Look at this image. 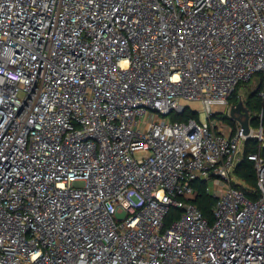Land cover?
Returning <instances> with one entry per match:
<instances>
[{
  "label": "built area",
  "instance_id": "2783aa9c",
  "mask_svg": "<svg viewBox=\"0 0 264 264\" xmlns=\"http://www.w3.org/2000/svg\"><path fill=\"white\" fill-rule=\"evenodd\" d=\"M260 77L264 0H0V264H264V128L223 120Z\"/></svg>",
  "mask_w": 264,
  "mask_h": 264
},
{
  "label": "trees",
  "instance_id": "16d2710c",
  "mask_svg": "<svg viewBox=\"0 0 264 264\" xmlns=\"http://www.w3.org/2000/svg\"><path fill=\"white\" fill-rule=\"evenodd\" d=\"M263 78L260 77V80H257L259 86L248 96L247 102L244 104L251 112V121L250 126L253 129H258L261 124L264 128V99L259 97V92L261 89V82ZM244 84H240L234 94L230 97V102L232 105H236L242 99L239 96V90ZM253 111H257L258 116H252ZM218 116V115H215ZM224 117V121L231 125L234 129L236 128V121L230 117ZM173 120L177 121H188L189 119L199 120L197 112L192 111L190 108H187L183 114H173ZM263 144L257 139H251L246 144L245 155L242 161L238 164L237 169L235 170L236 181L233 183V186L237 189L243 191L246 198L251 201H257L260 197V192L257 186V173L255 170V165L253 162L248 160L247 155L251 152H258L262 148ZM261 154L264 156V147L261 149ZM192 185L196 188L198 196L194 201L195 205L202 211L203 215L210 221L213 222V208L217 200L208 192V183L205 181H195ZM179 217V211L172 210L169 218L167 220V225H169L173 220Z\"/></svg>",
  "mask_w": 264,
  "mask_h": 264
},
{
  "label": "rangeland",
  "instance_id": "374dc122",
  "mask_svg": "<svg viewBox=\"0 0 264 264\" xmlns=\"http://www.w3.org/2000/svg\"><path fill=\"white\" fill-rule=\"evenodd\" d=\"M255 79H257V78H255ZM258 86H259L258 82L253 80L251 83H248V84L243 85L241 87V89L239 90V96L242 98L244 103L247 102L249 94L251 92L255 91ZM183 105L190 108L192 111L197 112V114H199V118L201 121L207 120V114H206L204 107L201 103H199V102H184L183 101ZM253 112L254 113H252V116H255V117L258 116L257 111H253ZM210 186L213 187L214 182L211 181Z\"/></svg>",
  "mask_w": 264,
  "mask_h": 264
},
{
  "label": "water",
  "instance_id": "95a60500",
  "mask_svg": "<svg viewBox=\"0 0 264 264\" xmlns=\"http://www.w3.org/2000/svg\"><path fill=\"white\" fill-rule=\"evenodd\" d=\"M230 118L240 123L246 135L250 134L251 112L246 107L243 100H240L238 104L231 108Z\"/></svg>",
  "mask_w": 264,
  "mask_h": 264
}]
</instances>
